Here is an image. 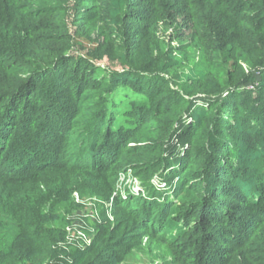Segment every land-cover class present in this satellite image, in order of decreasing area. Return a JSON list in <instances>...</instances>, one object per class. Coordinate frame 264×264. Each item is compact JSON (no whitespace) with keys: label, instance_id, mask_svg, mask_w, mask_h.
I'll return each mask as SVG.
<instances>
[{"label":"trees","instance_id":"1","mask_svg":"<svg viewBox=\"0 0 264 264\" xmlns=\"http://www.w3.org/2000/svg\"><path fill=\"white\" fill-rule=\"evenodd\" d=\"M53 175L108 204L89 246L54 226L75 204L11 192ZM144 239L163 264H264V0H0V264Z\"/></svg>","mask_w":264,"mask_h":264},{"label":"rangeland","instance_id":"2","mask_svg":"<svg viewBox=\"0 0 264 264\" xmlns=\"http://www.w3.org/2000/svg\"><path fill=\"white\" fill-rule=\"evenodd\" d=\"M104 65V64H103ZM250 89V87L248 88ZM263 136V135H262ZM157 182V180L155 181ZM120 193L124 195L126 188L131 189L136 195L142 185L131 175H122L119 181ZM154 185L159 186L157 183ZM161 186V184H160ZM159 186V187H160ZM163 187V186H162ZM160 187V189L162 188ZM31 191V192H30ZM12 193L29 195L30 199L36 198L35 204H75L73 213H61L59 223L54 219V226L63 228L64 238L61 242L64 246L82 249L89 246L92 238L99 235L106 226L112 227L108 214V204L98 197L86 196L80 198L73 187L69 186V180L65 176L53 175L44 179L40 187H31L29 184L17 187ZM105 203V204H104ZM42 208L40 209V211ZM48 206L44 207V213H48ZM56 220V221H55ZM61 244H59L61 246ZM167 253L158 246H148L146 239L134 248H122L120 256L113 260L112 264H163V260H169ZM57 264V263H56Z\"/></svg>","mask_w":264,"mask_h":264},{"label":"built area","instance_id":"3","mask_svg":"<svg viewBox=\"0 0 264 264\" xmlns=\"http://www.w3.org/2000/svg\"><path fill=\"white\" fill-rule=\"evenodd\" d=\"M250 89H252V88L250 87Z\"/></svg>","mask_w":264,"mask_h":264}]
</instances>
